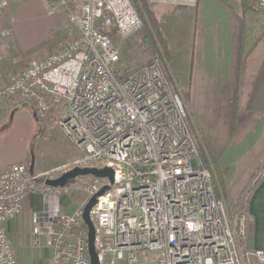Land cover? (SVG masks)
Segmentation results:
<instances>
[{"label": "built area", "instance_id": "2783aa9c", "mask_svg": "<svg viewBox=\"0 0 264 264\" xmlns=\"http://www.w3.org/2000/svg\"><path fill=\"white\" fill-rule=\"evenodd\" d=\"M10 2L0 0V40L11 36ZM256 2L264 8V0ZM47 4L64 13L74 35L0 83V104L26 103L40 118L56 110L55 125L81 153L56 167L55 177L76 166L113 169L112 182L92 175L81 182L88 198L107 187L90 210L98 264H264V249L246 244L250 189L234 208L217 192L165 61L156 55L135 68L118 66L114 36L129 37L142 25L132 0ZM263 176L264 160L253 183ZM38 179L24 162L0 168V264H19L5 223L29 191L42 201L31 217L32 245L48 250L42 264H90L84 203L66 211L68 184Z\"/></svg>", "mask_w": 264, "mask_h": 264}, {"label": "crops", "instance_id": "0c3cea01", "mask_svg": "<svg viewBox=\"0 0 264 264\" xmlns=\"http://www.w3.org/2000/svg\"><path fill=\"white\" fill-rule=\"evenodd\" d=\"M47 3L11 0L5 14L11 36L0 40V83L56 47L53 42L41 43L48 32L65 30V15L61 10L50 12ZM158 6L185 9L182 14L170 12L164 27L171 51L169 78L188 89L201 146L218 167L226 197L235 198L247 190L264 160V8L256 0L159 2ZM191 18L192 29L182 27L183 20ZM0 105V168H4L26 160L34 124L54 117L56 110L40 118L30 105L18 101ZM38 195L27 192L21 212L5 223L10 242L32 241V213L42 207ZM71 199L62 198L66 211L85 202ZM245 214L246 244L264 249V176L248 191Z\"/></svg>", "mask_w": 264, "mask_h": 264}, {"label": "rangeland", "instance_id": "374dc122", "mask_svg": "<svg viewBox=\"0 0 264 264\" xmlns=\"http://www.w3.org/2000/svg\"><path fill=\"white\" fill-rule=\"evenodd\" d=\"M147 4L149 8L153 11L154 16L157 18V24L168 42L169 40L167 37L168 33L166 32L164 27L165 25L169 23V19H168L169 13L174 12V13L182 14V11H185V9H183V7L177 6L171 9H167V10H164V9L160 10L158 9L159 2H153V1L147 0ZM193 13L195 14L196 11L192 10V18H193ZM192 18L183 20L182 27L183 26L188 27V29L191 30L192 29ZM64 19H65L64 22L66 24L65 30L60 31V32L59 30H53V31L48 32V34L44 37V40L41 43L42 45L50 44L51 42H53L51 46H54V45L57 46V44H59L61 41H64L67 38H70L74 35V30L71 27V25H69L65 16H64ZM141 19H142L141 27L136 32L131 34L129 37L121 38L119 36H114V39L120 48V62L118 66H120V68L122 69L135 68L141 63L147 61L148 59H151L152 57L159 55L165 61V64L167 66V71L169 74V60L166 58V56L162 52L160 44L157 42L159 50L157 52L152 53L146 48V46L142 42L141 32L143 29V17H141ZM147 22L150 25V21L148 20V18H147ZM193 28H194V21H193ZM169 43H168V46H169ZM172 81L174 80L172 79ZM174 83L176 84L175 81ZM176 86H177V90L179 91L182 97L184 105L186 107L190 125L196 131L198 135L199 149H204L201 146L200 132L193 123L190 106L188 104L189 99L187 100L185 96L186 89L180 88L177 84ZM25 105L27 104L25 103ZM31 110L34 111L32 106H31ZM52 111L53 109L50 112ZM50 112L48 113V115L50 114ZM56 114L54 115V117L50 118L47 121L45 120V122L41 124L39 123L38 124L36 123V125L34 124L36 132H34V137L32 138V141H31V145H30L29 152H28V157L26 158L25 161H21V162L27 163L28 167L30 165L33 166V172L38 174V178H39L38 180L40 182H42L43 178L55 177L56 174L59 172L58 170H56V167L60 166L64 162H68L72 160L74 157H76L77 155L81 153L79 152L78 147L76 145L71 143V141L65 135H63V133L59 129H56V125L54 122V118H56ZM209 169L212 173L214 185L216 187L217 192H219L220 195L222 194L221 196L225 197L229 207H233V208L236 207L241 197L245 196V193L247 192V190L250 189L253 185V182H250L247 190L243 191L235 198L229 197V196L226 197V194L222 187V181L220 180L218 173L216 172L215 166L212 163L209 165ZM88 179H90V175L82 176V178H78L75 180L70 179L69 181H67V184L70 187V190L67 196L65 197H68L69 199L72 198L71 200H75V199H79L80 201L85 200L84 202L85 204L86 201L88 200V197L85 191L82 190L81 188V182L83 180H88ZM243 206H244V203H243ZM24 240H26L25 235H24ZM11 244L15 250V253L18 256H20V261H19L20 264L21 263L22 264H42L40 261V257L42 256L41 260H43V258L46 257L48 254V250L43 244L39 246H34L32 245V241L30 243L29 241L28 242L24 241L23 243L21 242L19 245L16 241H13L11 242Z\"/></svg>", "mask_w": 264, "mask_h": 264}, {"label": "water", "instance_id": "95a60500", "mask_svg": "<svg viewBox=\"0 0 264 264\" xmlns=\"http://www.w3.org/2000/svg\"><path fill=\"white\" fill-rule=\"evenodd\" d=\"M29 170L33 171V166H29ZM113 169L109 166H84V167H73L67 171L62 172L60 175L54 178H45L44 182L50 186H64L68 180L73 179L77 176L92 175L101 178H107L110 182L113 181ZM107 187L101 188L96 194L88 198L82 209V220L87 227V249L90 259V264H98L97 252L94 247V226L90 217V210L96 202V196L104 192Z\"/></svg>", "mask_w": 264, "mask_h": 264}, {"label": "trees", "instance_id": "16d2710c", "mask_svg": "<svg viewBox=\"0 0 264 264\" xmlns=\"http://www.w3.org/2000/svg\"><path fill=\"white\" fill-rule=\"evenodd\" d=\"M132 3L137 9L138 14L141 17H143V29L141 32L142 42L144 43L146 48L152 53L157 52L159 50L157 45L158 42L160 44L162 52L164 53L166 58L170 60L171 51L168 46V42L157 24V18L154 16L153 11L149 8L147 4V0H132ZM147 18L150 21V25L147 22ZM185 96L186 99L188 100L189 97L188 89L185 90ZM237 104H238V94L235 93L234 110L237 109ZM199 155L204 165L209 167V165L212 163L215 166L216 172L218 173V176L221 180V176L216 163L211 158L210 159L208 158L204 149H199ZM259 179H256L254 181L252 187L258 183Z\"/></svg>", "mask_w": 264, "mask_h": 264}]
</instances>
